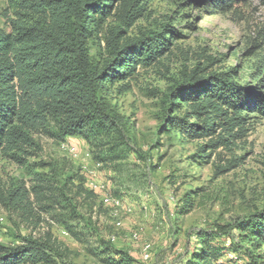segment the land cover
I'll return each instance as SVG.
<instances>
[{
    "label": "trees",
    "instance_id": "trees-1",
    "mask_svg": "<svg viewBox=\"0 0 264 264\" xmlns=\"http://www.w3.org/2000/svg\"><path fill=\"white\" fill-rule=\"evenodd\" d=\"M148 1L5 0L0 12V155L20 161L36 147L34 133H43L57 142L81 138L101 166L120 167L129 159L133 153L129 123L107 98L108 87L126 80L137 67L159 63L172 41L181 37L169 23L161 24V29L160 24L140 29L133 37L125 34L145 16ZM170 1L180 11L228 16L236 25L246 26L245 80L236 68L194 72L177 81L161 100L163 133L180 143L202 142L191 157L202 167L219 149L234 153L249 136L254 120H264V23L256 25L248 18L243 10L247 0ZM260 4L264 7V0ZM137 154L147 160L144 151ZM241 160L233 157L224 165L214 164L215 179L238 168ZM46 177L37 178L31 192L22 184L0 190L1 201L30 214L33 193L35 202H47L45 212L63 209L65 216L59 221L68 235L82 240L93 234L89 222L87 231L79 232L68 221L82 219L75 208L63 204L65 187L73 177L61 181L55 176L50 184ZM197 195L193 191L186 196L185 211L192 209ZM226 229L198 232L187 264H264V209ZM233 229L239 237L218 242ZM111 242L100 240L91 251L101 264L138 263L131 252ZM58 255L49 236L0 242V264H60Z\"/></svg>",
    "mask_w": 264,
    "mask_h": 264
},
{
    "label": "rangeland",
    "instance_id": "rangeland-1",
    "mask_svg": "<svg viewBox=\"0 0 264 264\" xmlns=\"http://www.w3.org/2000/svg\"><path fill=\"white\" fill-rule=\"evenodd\" d=\"M247 1L243 10L248 18L256 25L263 24L260 0ZM5 6V0H0V12ZM146 10L125 34L133 37L140 29L156 24L161 29V24L169 23L181 37L172 41L173 46L159 63L147 69L137 67L126 80L108 87L107 98L129 123L133 153L128 160L120 167H95L97 161L81 138L57 142L43 133H34L36 147L28 149L29 155L20 161L0 155V190L22 184L31 192L39 177L51 178L49 184L55 182V176L61 181L73 177L65 187L63 204L75 208L82 219L68 221L79 232H86L89 222L93 237L79 240L68 235L59 221L65 216L63 209L45 212L47 202H35L31 193L30 214L10 209L0 199V242L16 244L20 237L49 236L60 264H101L91 251L100 240L111 242L114 237L111 244L131 252L137 264H187L198 232L218 228L228 232L226 228L234 222L264 209V120H254L249 136L234 153L219 149L202 167L191 160L202 142L180 143L162 131L161 100L177 81L194 72L209 74L227 68H236L240 78L246 79L247 64L242 54L246 26L236 25L228 16H200L197 9L180 11L170 0H149ZM95 52L91 50L92 55ZM62 144L75 146L77 154H70ZM138 150L147 154V160L139 159ZM233 157L242 159L239 167L215 179L214 164L224 165ZM93 181L105 186L104 191L90 189ZM193 191L198 195L192 209L185 211L182 202ZM105 197L119 200L121 206L105 204ZM230 233L218 242L239 237L235 229ZM145 245L151 247L148 260L142 253Z\"/></svg>",
    "mask_w": 264,
    "mask_h": 264
},
{
    "label": "built area",
    "instance_id": "built-area-1",
    "mask_svg": "<svg viewBox=\"0 0 264 264\" xmlns=\"http://www.w3.org/2000/svg\"><path fill=\"white\" fill-rule=\"evenodd\" d=\"M62 148L66 151H68L70 154L72 155H76L77 154V149L75 146H67L65 144H62ZM100 167V164H95V167ZM90 173V172H89ZM92 174V173H91ZM89 188L92 189L93 191L96 192H100V191H104L105 186H103L102 184H97L95 183V181L90 182L89 183ZM104 203L110 206H114V208L116 207H120L121 206V202L119 200H111L109 197H105L104 198ZM118 226H120L121 224H117ZM135 236V235H134ZM136 237V236H135ZM113 241H115V238H112ZM150 252H151V247L149 245H145L142 249V253L144 256V260H148L150 257Z\"/></svg>",
    "mask_w": 264,
    "mask_h": 264
}]
</instances>
